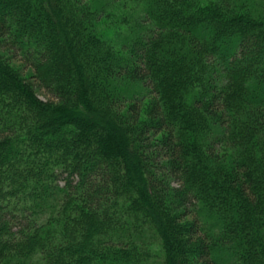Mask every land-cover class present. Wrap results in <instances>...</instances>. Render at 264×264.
I'll list each match as a JSON object with an SVG mask.
<instances>
[{
	"label": "trees",
	"instance_id": "obj_1",
	"mask_svg": "<svg viewBox=\"0 0 264 264\" xmlns=\"http://www.w3.org/2000/svg\"><path fill=\"white\" fill-rule=\"evenodd\" d=\"M131 1L0 0V264H264V13Z\"/></svg>",
	"mask_w": 264,
	"mask_h": 264
},
{
	"label": "rangeland",
	"instance_id": "obj_2",
	"mask_svg": "<svg viewBox=\"0 0 264 264\" xmlns=\"http://www.w3.org/2000/svg\"><path fill=\"white\" fill-rule=\"evenodd\" d=\"M91 3L93 2L94 5H96L97 7L99 6L100 8H104L106 0H90ZM114 0H111V5L110 7H108V12L105 14L106 16V22H104L102 28L104 30H106V39H109L111 41H113L114 43L116 42H120L124 39H127V32L125 30L124 27H122L120 30H118V26H120V20L122 21V19L124 17L127 16L128 19H130V21H135L133 19L137 18L141 13H143V7L135 1H131L129 0L128 3H113ZM250 2H252V5L254 7V9L259 12V13H264V0H250ZM109 17L111 18L110 20H107V18L109 19ZM116 29L117 32L113 31V29ZM117 44V43H116ZM39 95V97L44 100V101H48V100H53L54 98L52 97V95H50L45 89L40 88L38 83L31 81ZM180 221V220H178ZM182 222H185L184 220ZM149 238V237H148ZM154 237H152L151 239L149 238V240L154 244L155 249L158 250V246H157V242L155 243V239ZM162 258H156L153 260L152 264H163V259Z\"/></svg>",
	"mask_w": 264,
	"mask_h": 264
}]
</instances>
